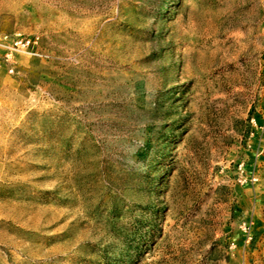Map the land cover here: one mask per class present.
I'll return each instance as SVG.
<instances>
[{
	"label": "rangeland",
	"instance_id": "rangeland-1",
	"mask_svg": "<svg viewBox=\"0 0 264 264\" xmlns=\"http://www.w3.org/2000/svg\"><path fill=\"white\" fill-rule=\"evenodd\" d=\"M0 264H264V0H0Z\"/></svg>",
	"mask_w": 264,
	"mask_h": 264
},
{
	"label": "built area",
	"instance_id": "built-area-1",
	"mask_svg": "<svg viewBox=\"0 0 264 264\" xmlns=\"http://www.w3.org/2000/svg\"><path fill=\"white\" fill-rule=\"evenodd\" d=\"M39 40L38 34H2L0 46L4 48L6 60H11L19 52L36 53Z\"/></svg>",
	"mask_w": 264,
	"mask_h": 264
}]
</instances>
